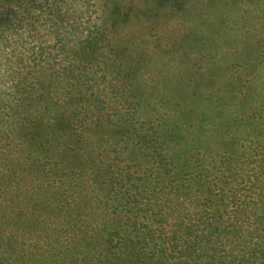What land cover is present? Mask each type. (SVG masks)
I'll return each instance as SVG.
<instances>
[{
    "label": "trees",
    "instance_id": "obj_1",
    "mask_svg": "<svg viewBox=\"0 0 264 264\" xmlns=\"http://www.w3.org/2000/svg\"><path fill=\"white\" fill-rule=\"evenodd\" d=\"M0 33V122L42 175L0 174V264H264V22L212 0H0ZM63 137L94 138L65 152L95 183L47 180Z\"/></svg>",
    "mask_w": 264,
    "mask_h": 264
},
{
    "label": "rangeland",
    "instance_id": "obj_2",
    "mask_svg": "<svg viewBox=\"0 0 264 264\" xmlns=\"http://www.w3.org/2000/svg\"><path fill=\"white\" fill-rule=\"evenodd\" d=\"M258 1V0H256ZM255 2H252L250 0V3L247 5V8H244L246 4L244 3V0H212L213 6L217 8L218 10H221L224 15L228 14V17L232 18L237 24L244 25L250 22L258 23V22H264V10L263 11H256L254 8L257 6ZM249 2V1H248ZM260 3H264L260 0ZM208 10V9H207ZM19 13V11H18ZM29 16V22H31L34 26L35 24L42 23V21H35L34 20V13H32L30 10L27 12ZM32 25V26H33ZM18 24L14 26V29H16ZM27 27H31L27 26ZM32 29H30V32ZM1 34V33H0ZM36 34L33 32L29 37L28 40H31L32 42L33 37ZM27 42H12L10 41L9 45L5 43V45L2 47V52L7 48L9 50V55H7L8 58V65L11 66L12 69H16L17 67L14 64H20L19 69L22 70H28L27 76L32 75L35 73V68H32L31 66H26V61L22 59L21 57V51L20 49L26 48ZM3 61H6L3 55H0V66H4V63H1ZM31 65L33 66V60L30 59ZM12 79V77H9ZM56 78L54 82H57ZM9 80V79H8ZM63 85V84H62ZM58 86L57 90L62 91L64 85ZM11 134H7V127L5 124L0 122V174L1 173H7L9 178H5L4 180L7 182V184H11L12 180H16V182H24L27 187L32 186L35 183L36 179H41L42 175L38 176L37 178H34V175L29 173H20L19 171H23L19 168L21 153L18 150L16 143L12 142ZM94 143V138H91L90 140H84V141H75V143H72L70 140H65L64 137L60 143L59 148H61V151L57 152L58 145L51 148V155L47 156V158H44V162L46 166L50 167V171L46 173L47 180H51L53 182H57L61 184L63 187L64 185L71 184L72 178L75 179V184L78 185L81 183V185L87 183L92 184L95 183L93 180V174L96 172V166L94 167V163H91L89 161L80 160L78 157H73L76 161L72 162V158L68 156V154L65 152V149L69 147L71 144L73 147L68 148L67 151L71 153H75V150L77 149V146H82L85 149L90 148ZM12 148V151H11ZM14 149V150H13ZM30 151L28 148L27 153ZM41 153H43L41 151ZM47 154H50L47 152ZM22 155H25V151L22 152ZM10 156H13L12 159H10ZM28 163H31L28 161ZM99 165V164H98ZM82 171H84L85 175L82 174ZM97 178V174H96ZM3 178L0 177V182Z\"/></svg>",
    "mask_w": 264,
    "mask_h": 264
}]
</instances>
